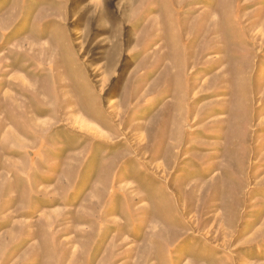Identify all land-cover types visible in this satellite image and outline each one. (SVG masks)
Wrapping results in <instances>:
<instances>
[{
	"label": "rangeland",
	"instance_id": "1",
	"mask_svg": "<svg viewBox=\"0 0 264 264\" xmlns=\"http://www.w3.org/2000/svg\"><path fill=\"white\" fill-rule=\"evenodd\" d=\"M0 264H264V0H0Z\"/></svg>",
	"mask_w": 264,
	"mask_h": 264
}]
</instances>
